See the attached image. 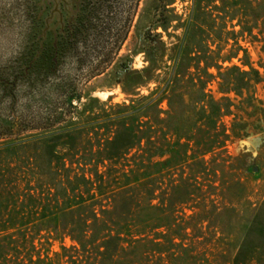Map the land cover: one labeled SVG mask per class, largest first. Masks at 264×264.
<instances>
[{
    "label": "rangeland",
    "instance_id": "1",
    "mask_svg": "<svg viewBox=\"0 0 264 264\" xmlns=\"http://www.w3.org/2000/svg\"><path fill=\"white\" fill-rule=\"evenodd\" d=\"M57 1L0 0V147L18 144L16 150L0 152V217H7L9 208L21 204L25 193L33 194L39 188L37 179L23 173H31L30 163L46 164L55 152L66 157L57 179L67 182L65 170L72 168L69 177L74 180L83 175L79 167H85L93 194L99 193L97 179H102L97 174L104 177L109 191L121 184L124 171L136 169L138 148L126 150L124 136V125L131 121L123 123L120 111L131 99L150 95L159 83L152 79L141 87L126 85L130 90H125V81L120 79L129 69L149 67L151 54L157 68L150 74L164 76L174 64L171 59L184 40L195 8V0ZM209 4L216 21L205 24L198 39L210 45L223 68L236 66L251 72L242 78L251 86L240 95L226 94L235 104L232 114L223 117L231 136L223 150L204 156L205 171L197 167L199 184L207 191L204 208L212 213L207 219L214 225L208 226L207 221L200 234L192 233V259L187 263L262 264L264 0H214ZM216 6L233 13L222 20L219 17L225 10ZM160 41L165 43L164 50ZM229 55L232 59L223 61ZM253 69L259 73L258 83ZM210 71L214 77L207 89L216 98L225 96L218 70ZM161 107L167 109V101ZM72 152L77 153L73 158L80 166L72 162ZM88 155H92L89 160ZM184 159L188 161L189 156ZM17 171L21 176L16 178ZM113 177L117 185L111 182ZM50 186L41 185L45 193ZM225 208L235 209L230 219L228 212L223 213ZM178 209L187 215L193 212L188 205ZM38 237L35 243L42 257L68 264L56 254L62 253L63 246L75 245L70 237L53 236L46 230ZM245 239L256 249L253 258L239 257ZM164 260L163 256L158 263L165 264Z\"/></svg>",
    "mask_w": 264,
    "mask_h": 264
},
{
    "label": "trees",
    "instance_id": "2",
    "mask_svg": "<svg viewBox=\"0 0 264 264\" xmlns=\"http://www.w3.org/2000/svg\"><path fill=\"white\" fill-rule=\"evenodd\" d=\"M209 2L214 0H195L184 40L164 76L150 74L157 68L151 54L149 67L129 69L120 79L125 81V90H130L126 85L141 87L152 79L159 83L150 95L131 99L120 111L123 123L131 121L124 125V136L128 141L126 150L138 148L136 169L124 171L121 184L109 191L104 177L97 174L102 178L97 179L98 196L91 193L93 184L84 174L85 167L82 169L80 161H74L75 152L69 155L73 163H79L83 175L78 174L72 180L69 177L72 168L67 169V182L57 179L66 158L57 152L46 164L30 163L34 167L31 173H23L37 179L39 188L33 194L25 193L21 204L9 208L7 217H0V264H55L53 259L42 257L35 243L44 230L75 242L71 247L63 246L62 253L56 254V258H64L68 264H159L163 256L165 264H188L192 259V233L200 234L203 223L212 214L204 208L207 191L199 184L197 167L205 171L204 156L223 150L231 136L223 117L232 114L231 107L235 104L226 94L240 95L243 88L251 86L242 81L251 72L236 66L223 68L210 45L198 39L204 25L216 21ZM224 10L219 17L222 20L233 13ZM159 45L165 49L164 42ZM232 57L229 55L223 61ZM211 68L218 70L220 91L225 94L220 98L207 89L214 77ZM252 72L257 74L258 83L261 80L258 71ZM163 101H167V109L161 107ZM17 147L16 142H10L0 147V152ZM190 151L192 154L188 155ZM89 156L92 158L88 155V160ZM186 156L188 161L184 159ZM18 169L22 172L21 166ZM18 176L21 173L17 171ZM111 182L117 185L119 181L113 177ZM43 183L51 185L47 193L41 187ZM104 200L107 204H103ZM183 205L193 212L187 215L179 210ZM234 210L225 208L223 213L228 212L230 219ZM228 221L226 225L230 224ZM209 223L208 226L214 225ZM255 251L245 239L238 254L253 258Z\"/></svg>",
    "mask_w": 264,
    "mask_h": 264
},
{
    "label": "flooded vegetation",
    "instance_id": "3",
    "mask_svg": "<svg viewBox=\"0 0 264 264\" xmlns=\"http://www.w3.org/2000/svg\"><path fill=\"white\" fill-rule=\"evenodd\" d=\"M57 2H59L58 4H60V3H63L64 4L65 3V0H60V1H57Z\"/></svg>",
    "mask_w": 264,
    "mask_h": 264
},
{
    "label": "water",
    "instance_id": "4",
    "mask_svg": "<svg viewBox=\"0 0 264 264\" xmlns=\"http://www.w3.org/2000/svg\"><path fill=\"white\" fill-rule=\"evenodd\" d=\"M256 169V168H255Z\"/></svg>",
    "mask_w": 264,
    "mask_h": 264
}]
</instances>
